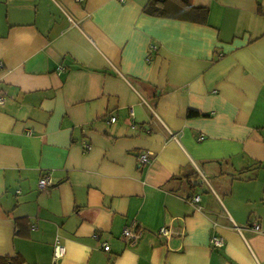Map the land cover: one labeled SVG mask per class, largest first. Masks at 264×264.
<instances>
[{"label":"crops","instance_id":"obj_1","mask_svg":"<svg viewBox=\"0 0 264 264\" xmlns=\"http://www.w3.org/2000/svg\"><path fill=\"white\" fill-rule=\"evenodd\" d=\"M150 1L0 0V264H264V0Z\"/></svg>","mask_w":264,"mask_h":264},{"label":"trees","instance_id":"obj_2","mask_svg":"<svg viewBox=\"0 0 264 264\" xmlns=\"http://www.w3.org/2000/svg\"><path fill=\"white\" fill-rule=\"evenodd\" d=\"M181 1L177 2L178 4L175 5L172 0H151L145 8V11L150 14H159L168 17H176L178 14L181 15V17H191L194 19H197L201 14L204 15L207 13V9L205 7H194L190 0ZM13 262L14 261H12L11 264L15 263Z\"/></svg>","mask_w":264,"mask_h":264},{"label":"built area","instance_id":"obj_3","mask_svg":"<svg viewBox=\"0 0 264 264\" xmlns=\"http://www.w3.org/2000/svg\"><path fill=\"white\" fill-rule=\"evenodd\" d=\"M80 1H83V0H80ZM4 103V97L0 96V105ZM112 122L116 121L115 118H112L111 119ZM90 147L88 145H86V149L88 150ZM150 153H144V154H141L139 156V159H140V162L144 165L148 164L150 162ZM201 200V197L200 196H197V197H194L193 198V203H198L199 201ZM253 229L257 232H260L261 231V227L257 224V225H254L253 226ZM169 233L168 229H162L161 230V234H164V235H167ZM142 235V232L141 231H138V232H133L131 229H126L124 231V237L127 238V239H130V240H138ZM225 244V239L223 237H220V236H213L212 239H211V245L215 248H218V247H222L224 246ZM104 249L106 251H109L110 250V247L109 245H105L104 246ZM65 254V248L63 245L61 244H57L55 246V259H60L64 256Z\"/></svg>","mask_w":264,"mask_h":264}]
</instances>
